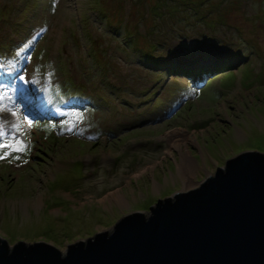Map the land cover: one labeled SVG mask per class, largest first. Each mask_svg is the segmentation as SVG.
Instances as JSON below:
<instances>
[{
  "label": "rangeland",
  "instance_id": "obj_1",
  "mask_svg": "<svg viewBox=\"0 0 264 264\" xmlns=\"http://www.w3.org/2000/svg\"><path fill=\"white\" fill-rule=\"evenodd\" d=\"M0 85V236L64 251L264 151V0H0Z\"/></svg>",
  "mask_w": 264,
  "mask_h": 264
},
{
  "label": "water",
  "instance_id": "obj_2",
  "mask_svg": "<svg viewBox=\"0 0 264 264\" xmlns=\"http://www.w3.org/2000/svg\"><path fill=\"white\" fill-rule=\"evenodd\" d=\"M0 264H264V151H240L64 251L0 236Z\"/></svg>",
  "mask_w": 264,
  "mask_h": 264
},
{
  "label": "snow or ice",
  "instance_id": "obj_3",
  "mask_svg": "<svg viewBox=\"0 0 264 264\" xmlns=\"http://www.w3.org/2000/svg\"><path fill=\"white\" fill-rule=\"evenodd\" d=\"M29 59H31V57H29ZM18 79L22 82L25 81V77L23 75H20L18 77ZM7 85H0V89H5L7 88ZM5 99L11 100V96L8 95V92L6 91H0V112L3 111L4 109V101ZM11 115L15 116L16 112L13 111L11 112ZM24 120L27 122L28 126L31 127L33 124V121L30 120L27 116L24 117ZM14 128L17 127V125H13ZM69 131H71V128L68 129ZM5 133L3 131V127L0 126V159H7V157L11 154L9 151H7L8 149H11V152H23L25 149L24 147H21L20 145H22V141H19L15 138L10 139L7 142L3 141V137H4ZM13 145H17L16 147H13ZM18 158V157H16Z\"/></svg>",
  "mask_w": 264,
  "mask_h": 264
},
{
  "label": "bare ground",
  "instance_id": "obj_4",
  "mask_svg": "<svg viewBox=\"0 0 264 264\" xmlns=\"http://www.w3.org/2000/svg\"><path fill=\"white\" fill-rule=\"evenodd\" d=\"M190 138H192V137H190ZM173 143H175V142H173ZM182 158H183L181 160L182 163L179 166V172L182 173V174L183 173L186 174V173H188L190 171L191 166H192V163H191V161L186 156H183Z\"/></svg>",
  "mask_w": 264,
  "mask_h": 264
}]
</instances>
